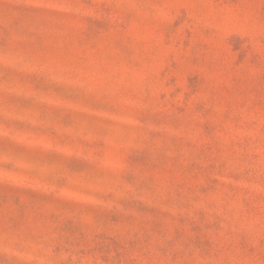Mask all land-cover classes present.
<instances>
[{"label":"rangeland","instance_id":"374dc122","mask_svg":"<svg viewBox=\"0 0 264 264\" xmlns=\"http://www.w3.org/2000/svg\"><path fill=\"white\" fill-rule=\"evenodd\" d=\"M0 264H264V0H0Z\"/></svg>","mask_w":264,"mask_h":264}]
</instances>
